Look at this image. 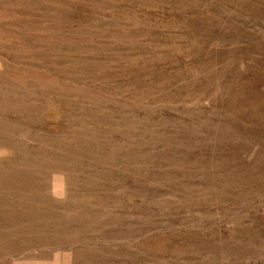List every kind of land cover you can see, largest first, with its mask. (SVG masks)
<instances>
[{
	"label": "rangeland",
	"instance_id": "374dc122",
	"mask_svg": "<svg viewBox=\"0 0 264 264\" xmlns=\"http://www.w3.org/2000/svg\"><path fill=\"white\" fill-rule=\"evenodd\" d=\"M0 264H264V0H0Z\"/></svg>",
	"mask_w": 264,
	"mask_h": 264
}]
</instances>
